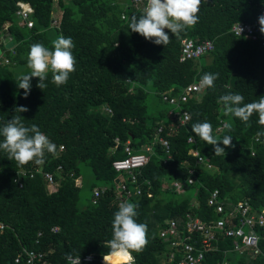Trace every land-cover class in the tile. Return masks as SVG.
Instances as JSON below:
<instances>
[{
    "label": "trees",
    "instance_id": "trees-1",
    "mask_svg": "<svg viewBox=\"0 0 264 264\" xmlns=\"http://www.w3.org/2000/svg\"><path fill=\"white\" fill-rule=\"evenodd\" d=\"M144 1L138 7L133 0H0V35L11 39L5 46L15 52L5 56L9 64L0 63V128L14 115H21L25 126L37 125L57 146L55 154L45 152L43 173L38 172L42 165L29 162L19 167L0 150V225L4 226L0 228V264H18L16 258L24 250L44 254L47 264H69L67 254L80 259L93 255L92 262L81 264H102L109 251L105 244L112 238L114 213L119 209L117 180L126 181L132 191L141 189L140 195L134 191L128 200L137 206V223L147 225L146 245L131 253L135 264H177L181 254L168 261L167 255L175 250L159 232L173 219H180L184 226L188 214L205 222L217 220L219 215L208 206L214 190L220 191L226 204L248 201L255 211L264 208V136H257L264 126L256 113L247 123L225 117L222 104L217 103L220 96L230 93L243 95L245 103L264 96L262 40L232 33L235 24L251 23L264 12V0H201L193 27L178 35L165 29L170 37L166 46L155 45L129 28L131 18L144 13ZM19 2L34 9L33 28L19 25ZM56 6L61 12L59 22L54 18ZM61 35L73 40L76 70L59 87L52 83L50 71L42 90L36 86L39 79L33 78L24 98V91L12 86L9 68L26 65L32 44L51 50L52 41ZM186 39L212 42L214 50L202 56L211 62L201 67L198 59L182 62V41ZM205 73H219V78L213 88L201 87L184 105L191 119L171 133L174 119L169 112L174 107L164 101L163 94L180 95L187 86L199 84ZM152 93L165 105L154 114L148 102ZM19 106L29 111L15 113ZM203 121L211 123L214 137L230 135L234 147L215 156L213 146L191 132L194 123ZM225 122L231 123L230 132L223 128ZM159 127L164 128L163 136L171 146L172 159L166 163L165 150L156 142ZM190 136L194 142H189ZM117 138L120 145L115 149ZM128 140L136 153L143 146L154 149L149 163L134 171L136 185L130 174L113 168L115 161L127 157L124 145ZM192 150L209 159L214 170L199 165ZM80 164L91 168L95 180L92 198L83 208L82 188L77 185ZM20 171L28 173L22 188L16 182ZM45 173L53 174L58 183L54 192L45 182ZM189 178L194 179L192 184ZM177 181L183 183L184 192L173 188ZM257 232L262 237L260 256H240L233 251L232 239L221 238L218 250L207 253L204 264H264V227ZM126 259L115 258L110 264Z\"/></svg>",
    "mask_w": 264,
    "mask_h": 264
},
{
    "label": "clouds",
    "instance_id": "clouds-1",
    "mask_svg": "<svg viewBox=\"0 0 264 264\" xmlns=\"http://www.w3.org/2000/svg\"><path fill=\"white\" fill-rule=\"evenodd\" d=\"M200 5L201 0H147L144 13L138 18L133 16L129 28L131 32L139 34L155 45L166 46L170 42V37L165 29L172 35H178L193 27L198 22ZM258 24L260 33L264 35V15L258 17ZM73 48L74 43L71 37L66 38L63 35L52 41L51 50L40 43L30 46L25 65L29 72L28 74L19 72L15 77L17 87L24 91V98H27L31 91L33 78L39 79L37 88L42 90L47 86L44 81L49 71L52 74V83L57 87L67 83L70 74L76 70ZM218 78L219 73H205L199 84L203 88H213ZM244 99L241 94L230 93L220 96L217 103L222 104L225 117H234L247 123L256 113L258 123L264 126V96L250 103H245ZM14 110L15 113L29 111L24 106L15 107ZM185 119H191V117L186 114ZM23 120L21 115H14L0 128V136L3 137L0 150L7 154L8 160H14L19 167L29 162L43 165L45 152L55 154L57 146L50 142L37 125L25 126ZM223 128L230 132L232 125L225 122ZM191 132L195 134V138L213 146L215 156L225 154V149L228 147H234L233 138L230 135H224L221 139L214 137L212 125L208 121L194 123ZM257 136H264V131L258 132ZM190 139L194 137L190 136ZM220 144L224 147H220ZM136 207L133 203L122 202L118 211L114 213L112 238L105 244L109 251L103 255L104 264H110V261L119 257L131 260V253L140 251L146 245L147 225L137 223ZM65 258L69 264H81L80 256L74 258L71 254H67ZM88 259L90 260L91 257Z\"/></svg>",
    "mask_w": 264,
    "mask_h": 264
},
{
    "label": "built area",
    "instance_id": "built-area-1",
    "mask_svg": "<svg viewBox=\"0 0 264 264\" xmlns=\"http://www.w3.org/2000/svg\"><path fill=\"white\" fill-rule=\"evenodd\" d=\"M140 2H142V0H133L135 6H138ZM17 5L19 7L17 11V16L20 18L19 25L21 27L33 28L34 21L32 15L34 9L32 6L27 2H19ZM260 15H264V12ZM258 17L251 23L239 22L235 24L232 28V33L237 37H244L251 41L262 40V45L264 46V35L259 31ZM6 28H8V25ZM213 50L214 44L210 41L195 42L188 39L183 40L181 61L199 59L211 53ZM11 52L15 54L13 48ZM9 63V60L5 59L4 64ZM200 91V84H192L187 86L180 95L163 94L164 101L174 107V109L169 112V115L174 119L171 124V133L189 122L190 119H185V115L187 114L190 116V114L184 105L188 104ZM104 110L109 114H113L112 110L109 108H105ZM163 133L164 128L159 127L156 132V142L165 150L166 163L172 159V153L170 142L163 136ZM189 142H194V140L189 139ZM119 145L120 139L117 138L115 149H117ZM63 149L64 147H61V150ZM124 152L127 157L115 161L113 163V168L116 172L130 174L131 183L136 185L138 183V178L134 171L141 170L149 163L151 156L154 154V149L152 146H143L142 149L136 153L134 152L131 141L128 140L124 145ZM190 154L196 157L197 163L204 166L206 170H214L209 159L203 158L198 150H192ZM59 170H61V168H59ZM38 172H40V170H38ZM27 175L28 173L26 171H20L18 173L16 182L19 184L20 188L23 187L22 181ZM33 176L34 174L30 175L31 178H33ZM44 179L50 187L52 185H58L54 175L51 173H45ZM188 182L192 184L194 179L189 178ZM182 185L183 183L177 181L173 183V188L175 191L182 192ZM118 186V206L122 202H128L133 196L134 191L136 195L141 194L140 187H136L135 190L132 191L128 188V183L124 180H120ZM95 196H100L99 189L95 190ZM208 206L213 208L215 213L219 215L217 220L205 222L198 217L188 214L184 226H182L180 219H173L168 221L160 230V237L164 242L169 244L171 250H175L167 255L168 261H174L176 253H180L181 258L178 260L177 264H204L206 254L218 250L217 243L221 238L232 239L233 251L240 256H248L251 259H255L262 254V249L260 247L262 237L258 234L257 229L264 227V208L261 211H255L248 201L226 204V202L221 200L219 190H214L210 193ZM0 228L3 230L4 226L0 225ZM54 231H58V228L54 229ZM44 257V254L34 250H24V252L16 258V263L20 264L22 261H25V264H47V262L44 261ZM88 257H91V259L89 260ZM93 260L94 256L88 255L81 259V262H92ZM102 264H104L103 260ZM118 264H135V259L132 256L131 260Z\"/></svg>",
    "mask_w": 264,
    "mask_h": 264
},
{
    "label": "rangeland",
    "instance_id": "rangeland-1",
    "mask_svg": "<svg viewBox=\"0 0 264 264\" xmlns=\"http://www.w3.org/2000/svg\"><path fill=\"white\" fill-rule=\"evenodd\" d=\"M145 4V1L142 0V2H140L138 4V7H143ZM58 5V4H56ZM57 8V6H56ZM59 11L58 8L56 9V12L54 13V17H56L55 19L57 20V22H59V15H61V12H57ZM20 20V18H19ZM18 20V22H20ZM56 21H54V24H57ZM4 35L3 33L0 35V37L2 38ZM6 51V46L5 45H0V51ZM4 51V53H5ZM5 56L4 54H0V61L2 63H4L5 61ZM211 62V59L208 57H202L200 59L197 60V63L199 64V66H204L206 64H209ZM150 106H149V111L150 113L154 114L156 113L159 109H162L163 107H165V105H163L159 99L156 98L155 94H151L150 98L148 100ZM170 107V106H169ZM172 109V108H171ZM80 169H81V177L79 178V180L77 181V185L80 186L81 189V200H80V207L83 208L85 206H87V204L89 203V200L92 198V185L95 183L94 180V175L93 172L91 170V168L86 165V164H80ZM58 186L57 185H52L51 187H49L50 192H54L55 190H57Z\"/></svg>",
    "mask_w": 264,
    "mask_h": 264
},
{
    "label": "water",
    "instance_id": "water-1",
    "mask_svg": "<svg viewBox=\"0 0 264 264\" xmlns=\"http://www.w3.org/2000/svg\"><path fill=\"white\" fill-rule=\"evenodd\" d=\"M9 40H11V39L10 38L8 39L7 35L3 36V42L5 45L8 44ZM6 49H7V51L5 52V56H8L11 53V47L6 46ZM9 70L13 73V78L11 80V84L14 87L17 86L16 79H15L17 73L24 72L25 74H28V72H29V70L26 68L25 65H14V66L10 67ZM43 171H44V165H42V167L40 168V172H43ZM117 183H119V180H117Z\"/></svg>",
    "mask_w": 264,
    "mask_h": 264
},
{
    "label": "crops",
    "instance_id": "crops-1",
    "mask_svg": "<svg viewBox=\"0 0 264 264\" xmlns=\"http://www.w3.org/2000/svg\"><path fill=\"white\" fill-rule=\"evenodd\" d=\"M54 18H56V17H54ZM55 21H56V20H55ZM1 44H2V45H5L4 42H3V37H2V38L0 37V45H1ZM4 51H5V50H4ZM4 51H0V54L2 53V54H4V56H5ZM6 51H7V49H6ZM6 51H5V52H6ZM0 63H2V62L0 61ZM169 187H170V186H169ZM182 192H184V189H183Z\"/></svg>",
    "mask_w": 264,
    "mask_h": 264
},
{
    "label": "bare ground",
    "instance_id": "bare-ground-1",
    "mask_svg": "<svg viewBox=\"0 0 264 264\" xmlns=\"http://www.w3.org/2000/svg\"><path fill=\"white\" fill-rule=\"evenodd\" d=\"M128 259H126L125 261H127Z\"/></svg>",
    "mask_w": 264,
    "mask_h": 264
}]
</instances>
